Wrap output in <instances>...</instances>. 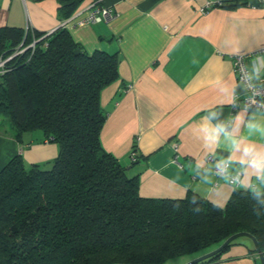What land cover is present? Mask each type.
Masks as SVG:
<instances>
[{
  "label": "trees",
  "instance_id": "1",
  "mask_svg": "<svg viewBox=\"0 0 264 264\" xmlns=\"http://www.w3.org/2000/svg\"><path fill=\"white\" fill-rule=\"evenodd\" d=\"M57 1L63 20L84 0ZM33 40L0 76V117L18 139L40 130L58 154L51 167L26 168L16 154L0 169V264H166L238 232L264 254V190L236 187L223 207L192 191L140 196L138 178L100 142V97L118 80L116 55L85 52L64 27L46 35L5 26L0 57Z\"/></svg>",
  "mask_w": 264,
  "mask_h": 264
},
{
  "label": "crops",
  "instance_id": "2",
  "mask_svg": "<svg viewBox=\"0 0 264 264\" xmlns=\"http://www.w3.org/2000/svg\"><path fill=\"white\" fill-rule=\"evenodd\" d=\"M92 1L81 2L73 12H81L77 19ZM98 5L110 8L113 17L72 22L66 29L85 52L102 50L118 59V80L100 97L107 113L100 142L124 168L129 165L126 174L138 178L140 196L181 199L192 191L223 207L235 188L215 173L222 164L239 174V189L264 190L255 177L254 187L248 186L236 162L240 153L232 152L223 135L217 143L207 139L218 124L231 132L241 115L244 123L237 137L264 149V130L246 127L251 120L264 129V112L231 109L234 98L246 94L232 71L231 55H252L264 48L260 0H233L205 12L200 11L204 0H100ZM58 8L57 0H0V27L50 33L61 22ZM258 56L264 57L247 58L250 70ZM16 154L24 164L49 166L58 145L40 130L18 139L6 124L0 129V169ZM174 155L178 164L172 163ZM245 239L234 240L216 260L204 264H260L252 241Z\"/></svg>",
  "mask_w": 264,
  "mask_h": 264
},
{
  "label": "built area",
  "instance_id": "3",
  "mask_svg": "<svg viewBox=\"0 0 264 264\" xmlns=\"http://www.w3.org/2000/svg\"><path fill=\"white\" fill-rule=\"evenodd\" d=\"M233 0H204V5L200 8L201 12H205L214 7H221ZM262 8H264V0H260ZM81 12H75L73 15L69 16L66 19L61 20L59 27L67 28L72 22L76 24H82L85 22H99V21H108L113 17V13L110 8L98 5L97 2L92 1V3L86 9L85 15L77 19ZM76 18V19H75ZM51 33V32H50ZM46 33V35L50 34ZM38 40H33L28 45L22 47L21 44L13 51V53L6 57H0V76L3 75L7 68L6 63L11 58L23 53L26 49L33 51L35 43ZM253 55H264V48L259 49L254 54H233L231 55V65L232 71L237 77V81L241 84L246 94L242 97H235L232 104V110L237 108L252 109L258 112H264V76L254 77L249 80L246 77L251 74V70L247 67V58L252 57ZM131 85H128L125 90H129ZM177 146H174L176 151ZM135 153L131 152V157L134 159ZM211 160L212 157L207 158ZM172 163L178 164L177 155L172 157ZM227 164H222L218 167H215V173L220 177H227L228 183L236 188L240 184L239 174L229 173L227 171Z\"/></svg>",
  "mask_w": 264,
  "mask_h": 264
},
{
  "label": "clouds",
  "instance_id": "4",
  "mask_svg": "<svg viewBox=\"0 0 264 264\" xmlns=\"http://www.w3.org/2000/svg\"><path fill=\"white\" fill-rule=\"evenodd\" d=\"M251 74L246 78L251 80L253 76L259 77L261 70L264 69V57L258 56L251 64ZM244 123L243 117L237 115L235 118V127L231 132L228 131L224 124H218L215 128L209 130L207 139L210 143H217L221 135H223L230 143L232 152H239L237 163L243 169L242 175H246L248 186L252 185V177L264 183V149H258L254 144L244 143L242 138H238L236 133L239 131V126ZM246 127L251 130H264L257 123L249 120ZM228 161H232V156H229ZM220 165H218L219 167ZM243 183V181H240Z\"/></svg>",
  "mask_w": 264,
  "mask_h": 264
},
{
  "label": "water",
  "instance_id": "5",
  "mask_svg": "<svg viewBox=\"0 0 264 264\" xmlns=\"http://www.w3.org/2000/svg\"><path fill=\"white\" fill-rule=\"evenodd\" d=\"M126 169H129V167L126 168ZM239 237H247V238H249L252 241L253 248L258 254V257H259V260H260V264H264V254H262L255 237L250 235V234H248V233H246V232H238V233L230 235L217 248H215V249H213V250H211L209 252H206V253H204V254H202V255H200V256H198V257H196V258H194V259H192L190 261H187L184 264H198L201 261L207 260L208 258H210V257L220 253L221 251H223L226 246L230 245V243L232 241L236 240Z\"/></svg>",
  "mask_w": 264,
  "mask_h": 264
},
{
  "label": "rangeland",
  "instance_id": "6",
  "mask_svg": "<svg viewBox=\"0 0 264 264\" xmlns=\"http://www.w3.org/2000/svg\"><path fill=\"white\" fill-rule=\"evenodd\" d=\"M6 124H8L7 121L4 118L0 117V129H2V130L6 129ZM11 130L14 132L13 129H11ZM52 161H50V163H49L50 167H51ZM25 166H26V168H29L30 165L26 164V162H25ZM128 166L129 165L125 166V168H127ZM46 167H49V166H46ZM237 240H246V239H245V237H239V238H237ZM202 254H204V253L198 252V253L188 254V255H185V256H183L181 258H177V259L175 258V259L169 260L166 264H179V263H181L183 261L187 262V261H190V260H192V259H194V258H196V257H198V256H200Z\"/></svg>",
  "mask_w": 264,
  "mask_h": 264
}]
</instances>
